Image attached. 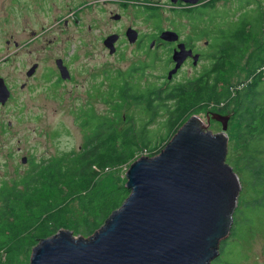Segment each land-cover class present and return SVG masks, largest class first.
Returning a JSON list of instances; mask_svg holds the SVG:
<instances>
[{"label": "trees", "instance_id": "trees-1", "mask_svg": "<svg viewBox=\"0 0 264 264\" xmlns=\"http://www.w3.org/2000/svg\"><path fill=\"white\" fill-rule=\"evenodd\" d=\"M250 1L223 0L221 4L212 3L179 11L206 36L228 28L235 30L224 37L229 40L211 56L216 66L235 62L229 69L207 67L183 82L170 85L165 81L159 85L144 86L138 83L144 69L137 77L134 69L124 74L119 71L104 72L109 86L101 96L110 104L116 119L96 114L90 104L80 107L76 119L84 131L81 149L69 157L44 162L20 177L13 186L0 188V250L7 252L5 264H17L14 257L20 255L19 251L24 246L32 250L41 239L60 229L92 236L122 205L130 190L123 187L109 191L97 189L95 177L98 175L96 169L120 164L132 152L149 147L148 135H144L148 123H136L129 114H121L120 117L122 105L128 100L134 101L149 114L147 122L154 117V113L165 112L167 116L162 126L165 131L173 130L169 137L194 110L199 112L210 104L222 107V110H227L232 103L237 105L234 133L237 144L244 147L239 169L246 179V189L241 207H236L230 235L221 241L219 255L211 262L237 264L236 261H227V247L232 246L231 241L245 236V229L254 224L256 216L264 213V77H261L264 68V7H249ZM151 15L157 14L153 11ZM235 39L237 44H234ZM235 57L238 58L236 61ZM245 57L252 78L241 83L239 90L234 89L235 85L229 84L230 78L237 70V63ZM120 120L124 123L119 127ZM159 136L156 134L155 140ZM169 139L160 136L157 144L150 149H155L153 152L158 154ZM160 141L163 142L162 147ZM83 188L90 190L83 194ZM116 189L120 190L119 193L113 194ZM71 201H75L76 205ZM80 223H84V228L80 227ZM233 255L235 259L237 254Z\"/></svg>", "mask_w": 264, "mask_h": 264}, {"label": "rangeland", "instance_id": "rangeland-1", "mask_svg": "<svg viewBox=\"0 0 264 264\" xmlns=\"http://www.w3.org/2000/svg\"><path fill=\"white\" fill-rule=\"evenodd\" d=\"M80 1H83L81 5H79ZM87 1L89 0H26V9L23 11L26 15H22L20 21H13V35L16 38H20V35L23 36L22 30L26 29L27 37L31 41V31H38L36 42L30 43L28 46L30 51L28 56L32 61L42 55L43 60L35 71V75L29 79L28 89L22 93L18 92L10 104L9 112L0 117L3 122L0 126V188L13 186L22 177L21 174L31 173L44 162H50L59 157H69L81 149L84 131L81 123L76 119V112L80 107L85 105L88 107L87 104H90L96 114L109 115L111 120L116 119V115H112L110 104L101 96V93L105 92L109 86L104 72L125 73L129 66L137 62L147 64L148 56L138 46L129 44L126 39L117 44L115 53L110 54L103 45V39L109 33L119 31L123 34L126 27L131 26L144 34H151L157 32L154 30L157 28L167 29L178 27L181 24L186 25V19L177 17L174 12L179 10L180 5L170 0ZM258 1L264 7V0ZM150 7H154L156 10H152ZM138 10L140 14L137 12ZM109 11L119 13L121 11L123 20L118 23L112 22ZM153 11L157 15L152 16ZM187 28V26H183L180 30ZM151 51L154 52V57L151 55L152 59L155 58L154 64L151 67H148L149 64L146 65L142 78L136 79L142 86L159 85L165 81H168L170 85L183 82L194 78L209 64L205 57L196 67L186 66L179 70L172 79L167 80L166 74L169 69L167 49L161 46ZM207 52L208 50H205V53ZM54 58L63 60L69 69L70 79L62 80L60 78ZM235 69L237 70L231 76L229 84L235 85L234 89L239 90L242 87L241 83L252 78L246 57L241 58ZM263 70L264 68L261 70V77H264ZM25 71L13 69L9 73L0 70V74L8 73L9 83L15 87L16 83L24 78ZM138 73L139 70L136 77ZM20 101L23 104L22 113L19 109ZM236 108L235 103L230 104L227 110L210 104L202 107L199 112L194 110V113L190 114H197L202 118L203 130L212 134L221 133L222 123L212 116H209L207 120L206 115L220 113L229 116L226 128V154H228L227 157L225 155V162L232 167L240 179L241 187L236 205L239 208L242 205L243 192L246 189V179L239 169L241 151L244 147L237 144L234 133V128L237 125ZM121 114L131 115L136 123H148L144 135H148L149 147L132 152L120 164L108 165L100 170L96 169L98 171V175L95 177L97 189L103 191H109L116 187L129 189L126 186V172L129 167L141 157L155 156L156 153L153 152L155 149L150 148L157 144L160 136L164 139L172 138L169 136L173 130L165 131L162 126L167 116L165 112H161L159 115L154 113V117L150 119V122H147L149 114L143 112L134 101L128 100L122 105L120 117ZM7 120H12L11 128L7 126ZM123 123L124 121L120 120L119 127ZM156 134H160V136L155 140ZM162 143L160 141L159 145ZM23 155L28 159L26 164L21 163ZM83 190H85L83 194H86L90 189L83 188ZM118 191L120 190L116 189L113 194L119 193ZM71 204L76 205V202L71 201ZM234 216L235 211L233 220ZM80 227L84 228V223H80ZM60 231L62 229L56 233ZM69 231L75 238H89L87 233L82 235L76 230ZM245 231L246 235L241 239L234 240V242L230 240L232 246L226 249L227 261H236L237 264H264V213L256 216L254 224L246 228ZM56 233L54 232L51 236ZM229 235L230 233L224 239ZM51 236L46 238H51ZM30 248L24 246L19 251L20 255L14 257L17 264L22 262L30 264L32 252ZM234 253L237 254L235 259ZM6 255L5 249L0 250V264H5ZM7 258L10 259L9 254ZM214 259L210 261V264Z\"/></svg>", "mask_w": 264, "mask_h": 264}, {"label": "water", "instance_id": "water-1", "mask_svg": "<svg viewBox=\"0 0 264 264\" xmlns=\"http://www.w3.org/2000/svg\"><path fill=\"white\" fill-rule=\"evenodd\" d=\"M134 32L128 28L126 34L130 37ZM159 37L171 41L178 34L166 29ZM114 40L115 36L104 40L110 54ZM190 54L179 44L166 79ZM56 66L62 80L70 78L61 58ZM206 116L222 123L221 133L203 130L200 117L191 115L158 154L141 157L129 167L130 193L97 232L85 239L62 230L41 239L32 248L30 264H210L219 254V242L230 233L241 184L224 162L229 116Z\"/></svg>", "mask_w": 264, "mask_h": 264}, {"label": "flooded vegetation", "instance_id": "flooded-vegetation-1", "mask_svg": "<svg viewBox=\"0 0 264 264\" xmlns=\"http://www.w3.org/2000/svg\"><path fill=\"white\" fill-rule=\"evenodd\" d=\"M170 1L180 5L179 10L174 11L177 17L186 19V25L181 24L178 26L179 28L178 27L167 28L172 31H175L178 34V38L176 40H171V41L164 40L159 37V34L166 29L157 28L154 29L157 30V32L154 33L152 32L151 34H144L141 31H138L137 29L131 26H127L123 34H121L119 31H116L109 33L103 39V45L106 47V45L104 44V40L108 36H115V40L113 43L115 50L113 53H115L117 50V44L123 39H126L129 44L138 46L140 50L148 56V59H146L147 64L142 62H137L129 66L125 72L131 69H134L133 71H138V70L141 71V69H144L145 71L146 65L148 64H149L148 67H151L155 62V58L153 59L151 58V55H153L154 57V52L151 50H154L156 47H161V46L167 49V65L169 66V69H171L175 64V62L172 59V55L174 50L178 48L179 44H183L184 48L186 50H190L191 54L184 59L177 72L189 65L196 67L198 63L201 62V60H203L205 57L206 60L209 61L207 67H212V68L218 67L220 69H229L232 67L233 64L235 65V62H233V64L227 62L226 64L216 66V62L214 61L213 58H211L212 54L216 53L215 51L220 50L222 44H224L226 40H229L224 37L230 36L232 33L235 32V30H233L232 28H228L225 31H220L215 33L213 36H206L203 30L195 28L193 26L192 20L190 21L186 17V15L179 14L180 13L179 11H187L193 7H197L201 5L212 4V3L221 4L223 0H207L204 2L203 0H197V2L195 3L185 2L183 0H176V1L170 0ZM82 2L83 1H80L79 5H81ZM87 2H90V0ZM26 5H27L26 0H0V70H5L9 73H11V70L13 69L26 70L24 78L20 79L16 83L15 87H13V85L9 83V80L7 78L9 76L8 73L6 75L0 74V92H1V97H3V100L0 99V117L9 112L10 104L14 99L15 95L18 92L22 93L28 89L29 79L35 75V71L40 67V64L42 63L43 60L42 55L37 56L32 61H30V58L28 56L30 52L28 46L30 43L36 42L37 37L39 35L38 31H31V39H32L31 41L27 37L28 34L26 29L22 30L23 36L20 35V38H16L13 35V21H20L21 16L26 15L25 13H23V11L26 9ZM256 5H261V3L258 0H251L249 3V7H254ZM150 9L156 10L154 7H150ZM139 10L137 11L138 13ZM16 12L21 15L17 14ZM109 14L111 21L114 23H118L123 20V13L121 11L120 13L117 11H109ZM183 26L184 27L187 26L188 28L186 30H180V28ZM128 28H132L135 30L134 33H131L130 37H128L126 34ZM132 34H134V36H132ZM235 43L236 44L238 43L237 39H235L234 44ZM106 49H108L109 52V48L106 47ZM205 50H208V52L205 53ZM237 59L238 58L235 57V61ZM194 61L196 62L194 63ZM54 62L56 65V58H54ZM34 64H36L34 73L31 75H27L28 69ZM177 72L174 75H176ZM174 75L172 76V78L174 77ZM22 107L23 104L20 101L19 109L21 110V113H22ZM219 108L222 109V107ZM2 123H3L2 120H0V126L2 125ZM6 124L9 128H11L12 120H7ZM22 157H25V162H22ZM27 161L28 159L25 155L21 156L22 164H26ZM24 175L25 174H21V176Z\"/></svg>", "mask_w": 264, "mask_h": 264}, {"label": "bare ground", "instance_id": "bare-ground-1", "mask_svg": "<svg viewBox=\"0 0 264 264\" xmlns=\"http://www.w3.org/2000/svg\"><path fill=\"white\" fill-rule=\"evenodd\" d=\"M198 119H200L201 120V122L203 123V120L201 119V118H198ZM147 157V156H146ZM148 158H150V157H148ZM224 162H225V160H224ZM226 163V162H225ZM232 168V167H231ZM233 170V169H232ZM234 171V170H233ZM235 172V171H234ZM236 173V172H235ZM237 174V173H236ZM238 175V174H237ZM239 177V176H238ZM240 180V179H239ZM241 184V183H240ZM240 192V191H239ZM239 195V194H238ZM237 201H238V198H237ZM237 205V204H236ZM235 208H236V206H235ZM234 211H235V209H234ZM234 211H233V213H234ZM233 213H232V219H233ZM232 224H233V221H232ZM231 227H232V225H231ZM231 230V229H230ZM219 251V250H218Z\"/></svg>", "mask_w": 264, "mask_h": 264}]
</instances>
